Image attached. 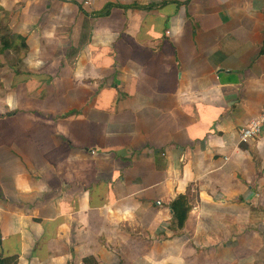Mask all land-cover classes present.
<instances>
[{
	"label": "crops",
	"instance_id": "0c3cea01",
	"mask_svg": "<svg viewBox=\"0 0 264 264\" xmlns=\"http://www.w3.org/2000/svg\"><path fill=\"white\" fill-rule=\"evenodd\" d=\"M263 100L264 0H0V258L264 264Z\"/></svg>",
	"mask_w": 264,
	"mask_h": 264
},
{
	"label": "built area",
	"instance_id": "2783aa9c",
	"mask_svg": "<svg viewBox=\"0 0 264 264\" xmlns=\"http://www.w3.org/2000/svg\"><path fill=\"white\" fill-rule=\"evenodd\" d=\"M264 129V100L260 112L248 124L243 126L238 132V140L242 145H247L257 139ZM159 204V203H157Z\"/></svg>",
	"mask_w": 264,
	"mask_h": 264
},
{
	"label": "trees",
	"instance_id": "16d2710c",
	"mask_svg": "<svg viewBox=\"0 0 264 264\" xmlns=\"http://www.w3.org/2000/svg\"><path fill=\"white\" fill-rule=\"evenodd\" d=\"M109 7L110 6H108V7H106L105 8V10L103 11V13L102 14H106L107 12H108V10H109ZM12 45L14 46V44L12 43ZM10 47H11V44L10 43H8V42H5V44L3 45V48L4 49H6V48H9L10 49ZM180 201H179V199H178V201H176L174 204H172V210L174 211V212H177V215H178V219L180 220V222H184V220H185V215H186V212L188 211V209H184V208H176L177 207V204L179 203ZM180 225H181V223H180ZM0 264H4V261L0 258Z\"/></svg>",
	"mask_w": 264,
	"mask_h": 264
}]
</instances>
